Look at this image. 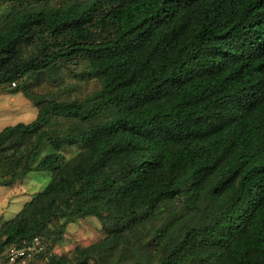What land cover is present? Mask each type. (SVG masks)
Masks as SVG:
<instances>
[{
  "label": "trees",
  "instance_id": "1",
  "mask_svg": "<svg viewBox=\"0 0 264 264\" xmlns=\"http://www.w3.org/2000/svg\"><path fill=\"white\" fill-rule=\"evenodd\" d=\"M0 91L38 109L0 132V186L53 174L1 264L35 239V264H264V0H0ZM87 218L104 237L55 253Z\"/></svg>",
  "mask_w": 264,
  "mask_h": 264
},
{
  "label": "rangeland",
  "instance_id": "2",
  "mask_svg": "<svg viewBox=\"0 0 264 264\" xmlns=\"http://www.w3.org/2000/svg\"><path fill=\"white\" fill-rule=\"evenodd\" d=\"M72 87V97H86L98 91L96 80L79 81L75 75L66 73ZM38 109L22 93L0 91V132L16 123L32 122ZM78 149H67V157L74 156ZM51 172H31L13 186H0V226L14 218L35 195L43 191L52 180ZM104 237L101 224L97 218H87L68 227L64 240L57 244L54 252L59 255H71L76 247H86ZM2 257L0 256V264Z\"/></svg>",
  "mask_w": 264,
  "mask_h": 264
},
{
  "label": "built area",
  "instance_id": "3",
  "mask_svg": "<svg viewBox=\"0 0 264 264\" xmlns=\"http://www.w3.org/2000/svg\"><path fill=\"white\" fill-rule=\"evenodd\" d=\"M46 245L43 240L35 239L31 245L24 247L11 246L7 249L2 264H35Z\"/></svg>",
  "mask_w": 264,
  "mask_h": 264
}]
</instances>
